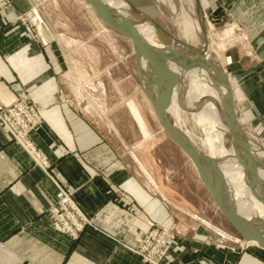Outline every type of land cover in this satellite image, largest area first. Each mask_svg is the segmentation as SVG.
Listing matches in <instances>:
<instances>
[{
	"label": "crops",
	"instance_id": "crops-1",
	"mask_svg": "<svg viewBox=\"0 0 264 264\" xmlns=\"http://www.w3.org/2000/svg\"><path fill=\"white\" fill-rule=\"evenodd\" d=\"M42 2L0 0V101L27 97L42 110L43 122L30 138L48 163L46 169L36 163L32 151L0 124V264H146L131 248L153 225L172 227L175 234L165 264H264V248L242 237L233 243L218 239V230L193 211L195 194L187 182L172 180L183 179L172 161L186 153L164 129L154 105L135 99L137 88H123L106 73L123 59V37L110 33L89 40L84 32H72L73 21L52 0L47 22L55 26L58 17L65 38L50 36L39 15L40 38L32 39L19 16L34 4L44 9ZM200 4L206 15L222 9L215 25L236 24L251 45V59L228 51L231 62L241 64L232 80L239 118L264 126V0ZM95 37L109 46L103 53ZM54 40L66 68L52 49ZM56 176L91 220L77 239L52 225ZM200 225L207 235L198 232Z\"/></svg>",
	"mask_w": 264,
	"mask_h": 264
},
{
	"label": "water",
	"instance_id": "water-1",
	"mask_svg": "<svg viewBox=\"0 0 264 264\" xmlns=\"http://www.w3.org/2000/svg\"><path fill=\"white\" fill-rule=\"evenodd\" d=\"M83 1L96 11L102 22L110 29L132 40L135 45L142 86L154 105L164 129L172 140L192 159L200 178L211 192L214 202L231 225L239 232L243 240L247 243L255 241L258 246L264 248V220L262 219L260 223L256 224L253 219L246 218L239 211L236 212L228 206L224 193L212 181L214 172L220 170V161L213 159L214 156L210 157L200 152L194 142L188 139V132L182 130L175 122L171 121L170 111L166 109V105L161 98L163 96L169 101L174 89H177L180 84L179 92L184 96L194 98L196 110L200 111L202 109L199 104L201 99L198 93L193 92L195 89L190 83L191 78L202 81L215 89L222 88L224 90L226 94L225 100H217L213 108L217 110L218 114L219 112H223L221 113V118L226 125L225 132L229 135L232 142L236 167L247 170L251 175L253 179L250 187L253 189V194L264 205V146L241 128L233 86L228 77V72H234L241 67V64L233 62L228 64L226 70H224L207 58L209 39L204 17H202L203 11L200 0H195V11L197 12V19L202 29L200 47L174 36L157 23L153 17L148 14L145 15L144 11L136 7L131 0H122L131 13L130 17L119 11V9L110 7L104 0ZM224 14L222 9H217L209 15V19L215 22V20L217 21ZM140 22H150L152 24L157 44L149 43L140 35L137 30V25ZM51 46L62 67L66 68L58 42L53 41ZM141 57L147 62V76L139 65ZM170 64L176 65V71ZM191 68L199 69L201 73L200 77L196 76L193 72L191 73ZM209 76H212V79H209ZM143 82L152 85V90L148 89V91ZM214 109L210 111L214 112ZM217 116L219 117V115ZM252 146L256 147L259 151L253 150ZM198 232L208 234L203 225L198 227Z\"/></svg>",
	"mask_w": 264,
	"mask_h": 264
},
{
	"label": "rangeland",
	"instance_id": "rangeland-1",
	"mask_svg": "<svg viewBox=\"0 0 264 264\" xmlns=\"http://www.w3.org/2000/svg\"><path fill=\"white\" fill-rule=\"evenodd\" d=\"M48 1L49 0H43L42 5L45 7L44 9H41L42 8L41 5L34 4L26 12L34 13L36 15L37 22H38L39 15H42V19L41 21H39V23L40 22L41 24L43 23V26L45 27L44 30L49 31V33L52 34L50 36H53L55 38L57 36H60L59 38L61 40V38H65V37L61 29L62 28L61 24L56 25L59 18L58 17L54 18L55 26L52 25L50 22L49 23L47 22V19L50 18L51 11L53 9L51 5H53V2H54V1L52 2V0H50V2ZM132 1L136 5L144 9L147 13L152 15L151 17H153L155 21L159 23L163 28H165L166 30H168L170 33H172L174 36H177V37L180 36L182 38H185L182 32L183 17L187 16L188 18H191V20L193 21H196L197 19V12L195 11V7H193L192 3L189 4L187 0H132ZM46 3L47 4L51 3L48 7L49 10H45L46 6H48L46 5ZM57 4L59 5V8L63 10L62 12L68 16L69 18L68 20H71V22L73 21V24H72L73 26L71 28V31L74 33H76L77 31L84 32L85 33L84 35H86V37L89 38V40H90V37H93V36L103 37V36H106V34H110V33L118 34L117 32L110 29L105 23L102 22L100 17L97 15L96 11H94L91 7L87 8L89 6H87L82 0H58ZM203 19L206 25L208 39L210 41L209 42V45H210L209 57L212 62L216 63V65L225 69L226 65L233 63L231 62L233 60L230 59L231 56L228 53L229 50L235 49V51L240 52V54H243L245 52L246 57H249V59L254 57V53L251 50V45L245 42L244 40L245 36H243L240 32L236 30L233 33L234 37L232 36L230 37V39H232L234 42H231L230 44H228V46L225 45L224 46L225 48L221 50L220 46H223V44L221 45L217 44V40L219 38L218 35H221V32L224 30L225 26L228 24H226L225 26L223 25L216 26L215 23L209 19V15H206V18H203ZM195 31L196 30L192 32L193 35L190 37L191 39L190 38H185V39H187L188 41L200 47L201 41H202V36H201L202 32L200 29H198L196 32ZM27 34L30 35L29 33ZM47 35L49 36L48 33ZM30 37L32 39L37 38V41L40 38L39 33H37L36 31V26H35V36L33 37L30 35ZM98 37H95V40L93 43L98 49V51L103 53V51H106L109 46L104 45L102 41L98 39ZM223 40L224 41H222V43L223 42L227 43V38L226 39L223 38ZM211 41H213L215 49L214 48L212 49ZM121 45H122L123 59L120 62V65L117 67H109V69H105L106 73L113 74L115 76V79L118 80L117 82H120L123 84V88H125L126 86H130L133 89L137 88L139 91H138V94L135 96V99L139 100L140 102L146 101V100L151 102L150 98L145 93L144 88L142 86V80H141V75H140V71L138 67V61L136 59L135 53H133L134 48H133L132 42L129 39L123 37L121 40ZM217 48H219V50ZM262 66L264 68V65ZM230 75H232V73ZM232 84H233L234 95H235V100H236L235 83L232 82ZM237 103L238 101L236 100V107H237ZM238 113H239V110H238ZM155 114L157 116L156 112ZM170 119L172 122H175L176 125L182 130L184 131L190 130V132L195 133V135H199V136L202 135L201 134L202 131L196 126L197 123L195 119L192 118V116H189L188 119L185 121V119H179V117H177L175 113L174 114L170 113ZM239 121H240L241 128L245 132L252 135L260 144L264 146V139L261 138V134L264 132V126L257 125L256 127H252L251 124H249L247 120H244L243 117H240ZM259 131L261 132V134L258 135L257 133ZM224 138L226 139V146H228L229 148V145H230L229 135L227 134ZM199 147L200 146L197 143V148ZM180 154L179 153L176 154L174 158L175 162L172 161V165L180 166L181 171L183 173V176L181 177H183V179L176 180L178 178H172V180L177 181L180 184H182L183 181L187 182L186 183L187 189L192 191L191 192L192 195L195 194L192 197V199L190 197L189 198L195 204V208L193 207L192 208L194 209L193 211L196 212L198 216L200 217L201 219L200 221L208 225H211L213 229H217L218 232L220 233V235L218 236V239L226 240V242L228 243H233L235 241V237L239 238L241 237V235L231 225V223L222 213L220 208L214 202L211 192L201 180L200 175L192 159L187 154H183V153H180ZM225 233L229 236H226Z\"/></svg>",
	"mask_w": 264,
	"mask_h": 264
},
{
	"label": "bare ground",
	"instance_id": "bare-ground-1",
	"mask_svg": "<svg viewBox=\"0 0 264 264\" xmlns=\"http://www.w3.org/2000/svg\"><path fill=\"white\" fill-rule=\"evenodd\" d=\"M104 1L110 7H115L116 9H119V11L124 13L126 16L130 17L131 13L128 10L125 2H123L122 0H104ZM187 1L189 2V4L192 3L193 7H195V0H187ZM131 2L136 7H138L140 10L144 11L145 15L148 14L149 16H152L149 13H147L144 9H142L141 7L136 5L132 0H131ZM84 3L87 6H89L87 8L91 7L85 1H84ZM138 16H139V14H138ZM184 16H185V14H184ZM202 17L206 18V13L203 12ZM98 20H99V18H98ZM201 20H202V18H201ZM151 25L152 24L150 22H140V24L137 25V30L140 33V35L145 40H147L149 43H152V44L156 43L157 44L156 34H155L153 27ZM236 27H237L236 24H234V25L228 24L225 26L224 30L221 32V35H218L219 38L217 40V44L218 45L223 44V46H220L221 50H223L225 48L224 47L225 45L228 46V44H230L231 42H234L232 39H230V37L231 36L234 37L233 33L235 32ZM195 28H197V29H195ZM106 29H107V27H106ZM198 29H200L202 31L200 23L197 19H196V21H193V20H191V18H188L187 16L183 17L182 32H183V36L185 38H190L193 35L192 32H194V30L197 31ZM178 37L187 41V42H190L185 38H182L180 36H178ZM125 38H127V37H125ZM223 38H225V39L227 38V43L226 42L222 43V41H224ZM127 39H129V38H127ZM130 41L132 42V40H130ZM192 44H194V43H192ZM132 45L134 48L133 53H135V55H136L135 45L133 42H132ZM194 45H196V44H194ZM211 46L213 49L214 48L213 41H211ZM209 47H210V45H209ZM217 49L219 50V48H217ZM209 54H210V50H208V53L206 55L208 59H210ZM139 65L141 66V70H143V72L146 74V72H148V67H147V62L145 61V59L143 57L140 58ZM170 65L176 71V65H174V64H170ZM226 68H227V65H226ZM226 68L225 69L223 68V69L226 70ZM192 72L196 76L200 77V75H201L199 69H197V68H195V69L191 68V73ZM231 73H233V72H228V77L230 78V81L232 83L233 80H232V75H230ZM146 76H147V74H146ZM189 77H191V76H189ZM210 78L212 79V76H209V79ZM143 83L146 86L147 90L152 88V85L147 84L146 82H143ZM190 83H191V85H193V88L195 89V90H193V88H192L193 92L195 91V93L199 94V97L201 99L199 104H200L202 109L200 111H197L195 99L191 98L190 96H184L179 92V89H180L179 87H181L180 84L178 85L179 87L177 89L176 88L174 89L172 97L170 98L169 101H167L165 97H163V96L161 97L162 100L164 101L165 105H166V109L168 111H170V113H173V114L175 113L177 115V117H179V119H185V121H186L189 116H192V118L195 119V121L197 123L196 126L202 131L201 134L203 136L202 135L201 136L195 135V133L190 132V130H186V132H188V134H189L188 139L189 140L191 139L194 142V144L196 145V147H197V143L199 144L200 147L198 149L200 150V152L205 153V154L209 155L210 157L214 156L213 159L219 160L220 164H221L220 170H217L216 172H214V175H213L214 177L212 179L214 185H216V187L224 193L225 198H226V202L228 203V206H230V208L234 209L236 212L239 211L246 218L253 219V221L256 224H258L262 221V219L264 220V205H262V203H260L256 199L255 195L253 194V189L250 187V184H251L252 179H253L251 177V175L247 172V170H245L241 167H236V161L234 160V157H233L235 155V152L233 150L231 139L229 138V140H230L229 144L230 145L228 148V146H226V139L224 138L227 134L225 132L226 125L222 121V118H221V113H223V112H219V114H218V112H216L217 110H215L213 108L216 105L217 100H221V101L225 100L226 94L222 88L215 89L212 86L210 87V86L206 85L205 83H203L202 81H199L195 78L194 79L191 78ZM232 86H233V84H232ZM233 90H234V88H233ZM234 97H235V95H234ZM196 99H197V97H196ZM235 102H236V100H235ZM212 109H214V112L210 111ZM237 112H238V110H237ZM217 115H219V117ZM238 115H239V113H238ZM252 149L257 151V152L259 151L256 147H253V146H252ZM255 154H257V153H255ZM249 244H254V245L258 246L257 242H255V241L249 242Z\"/></svg>",
	"mask_w": 264,
	"mask_h": 264
},
{
	"label": "built area",
	"instance_id": "built-area-1",
	"mask_svg": "<svg viewBox=\"0 0 264 264\" xmlns=\"http://www.w3.org/2000/svg\"><path fill=\"white\" fill-rule=\"evenodd\" d=\"M19 20L25 31L35 36L36 15L24 12ZM43 112L33 101L27 97H18L9 104L0 101V124L8 131L10 137L23 147L32 151L36 163L44 169L48 163L42 158L39 150L31 142V133L42 124ZM57 194L54 203L49 209V216L53 227L77 239L84 229L91 224L90 218L76 203L73 190L65 185L57 176L52 178ZM175 238L172 227L154 226L139 241L137 247L131 248L146 264H165L170 242ZM207 264H218L209 261Z\"/></svg>",
	"mask_w": 264,
	"mask_h": 264
}]
</instances>
